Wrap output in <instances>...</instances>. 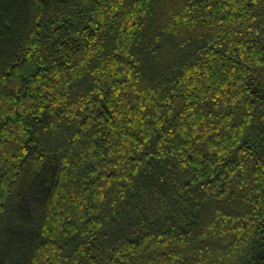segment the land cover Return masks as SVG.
<instances>
[{
	"label": "trees",
	"instance_id": "1",
	"mask_svg": "<svg viewBox=\"0 0 264 264\" xmlns=\"http://www.w3.org/2000/svg\"><path fill=\"white\" fill-rule=\"evenodd\" d=\"M0 264H264V0H0Z\"/></svg>",
	"mask_w": 264,
	"mask_h": 264
}]
</instances>
